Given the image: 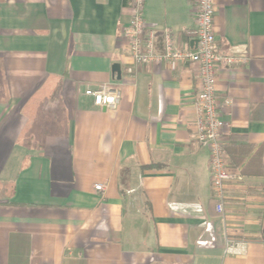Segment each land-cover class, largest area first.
<instances>
[{"label":"crops","instance_id":"crops-1","mask_svg":"<svg viewBox=\"0 0 264 264\" xmlns=\"http://www.w3.org/2000/svg\"><path fill=\"white\" fill-rule=\"evenodd\" d=\"M193 6L144 0L156 53L165 29L193 46ZM127 20L122 0H0V264H264V0L215 5L218 52L234 58L216 72L223 138L242 175L222 214L195 136L198 67L135 63ZM103 84L114 109L84 93Z\"/></svg>","mask_w":264,"mask_h":264},{"label":"built area","instance_id":"built-area-1","mask_svg":"<svg viewBox=\"0 0 264 264\" xmlns=\"http://www.w3.org/2000/svg\"><path fill=\"white\" fill-rule=\"evenodd\" d=\"M128 9V20L122 28V37L128 45V51L135 63L158 64L162 60L171 62H191L198 67L199 88L194 98L196 112V141L209 151V171L212 195L216 199L215 211L224 212V189L227 183L242 181L238 169L227 163L226 142L223 131L226 122L222 118L223 107L229 100L220 101L216 92V72L219 66L231 63L234 58L218 52L214 34V16L216 0H194V28L189 31L194 44L188 48L172 46L169 31L165 29V51L156 53L154 49V31L145 30L143 17L144 0H122ZM84 93L91 96L93 103L104 109H114L120 100V91L110 84L96 88H87ZM95 190H102V184H95ZM210 224L206 230L210 231ZM208 240H199L200 245H211L214 241L210 233ZM233 244V243H232ZM229 250L233 246L228 247Z\"/></svg>","mask_w":264,"mask_h":264},{"label":"trees","instance_id":"trees-1","mask_svg":"<svg viewBox=\"0 0 264 264\" xmlns=\"http://www.w3.org/2000/svg\"><path fill=\"white\" fill-rule=\"evenodd\" d=\"M225 150L227 152V163H228V165L233 169L238 168L240 160H236L235 157H232L233 154L231 155L232 152H231L229 145H226Z\"/></svg>","mask_w":264,"mask_h":264}]
</instances>
